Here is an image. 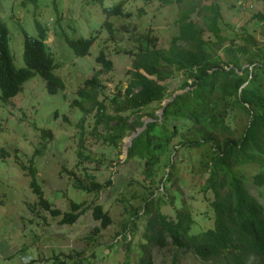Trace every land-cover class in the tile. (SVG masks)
<instances>
[{"label": "rangeland", "instance_id": "obj_1", "mask_svg": "<svg viewBox=\"0 0 264 264\" xmlns=\"http://www.w3.org/2000/svg\"><path fill=\"white\" fill-rule=\"evenodd\" d=\"M115 1L0 0V19L8 29L12 63L16 67L24 65L21 58L23 34L35 36L34 22L38 21L44 26L45 48L55 64L52 71L63 81L62 88L48 92L44 80L34 73L22 82L15 94L6 100L0 98V264H135L141 253L140 242L144 240L141 232L149 215L141 213L143 200L140 197L149 190H153V198L158 197L157 193L173 195L171 203L169 197H159L163 201L158 209L167 218L173 216V207L179 208L183 200L193 219L189 232L211 225L212 210L208 204L211 193H202L199 189L203 181V175L197 170L199 158L203 156L201 146L182 152L174 150L171 156L170 150H165L154 165L152 177L143 176L141 165L134 159L122 160L127 136L138 126L133 131L126 130L113 147L96 135L103 133L104 127L98 125L93 129V107L89 108V103L84 102L83 106L88 108L82 111L80 102L73 101H85L77 88L83 86L89 90L83 80L97 70L95 101H102L106 112H114L110 97L119 99L128 80L131 55L123 49L131 46L128 36L149 26L156 37V45L166 46L170 36L176 33L174 17L179 3L125 0L123 6L131 15L109 16L113 26L118 27L123 22L124 29L116 31L114 39H108L107 30L101 26L102 6ZM217 3L221 13L218 23L223 34L230 36L243 26L258 35V26L248 15L262 7L260 0H217ZM140 6L143 12L137 13ZM90 35H94V39L83 55H75L65 41V37ZM204 36L210 35L205 32ZM99 49L111 61L110 68L105 69L95 62ZM219 53L222 56L223 51ZM180 76V71H174L165 80L167 89L178 84ZM149 106L158 114L154 103ZM121 113L128 116L127 120L134 115L126 109ZM140 113L141 119L148 118L142 115V108ZM244 120L236 118V123ZM47 129L50 136L44 133ZM35 148L37 151L32 154ZM79 152L93 158L80 159ZM175 152L177 157H172ZM168 156L174 162V175L177 176L169 184L170 188L161 180L168 170L163 163ZM29 162L34 166L42 195L51 206L68 210L71 200L82 202V205L99 202L108 212L110 222L99 226L98 220L91 216L90 207H85L74 222L59 223L58 215H51L40 207L28 184L30 177L20 164ZM83 168L99 182L110 177V185L104 184L96 193L73 187V177L87 182ZM261 169L264 172V162L248 161L236 167L242 173L248 193L261 202L264 211V181L256 184L251 178L252 173ZM134 209L138 214L131 216ZM129 218L130 222L122 229L123 221ZM95 226H99L96 231ZM162 239L163 245L150 241L144 246L156 264H228L223 254L202 259L191 250L172 246L168 236ZM255 260L250 255L245 264H255Z\"/></svg>", "mask_w": 264, "mask_h": 264}, {"label": "trees", "instance_id": "obj_2", "mask_svg": "<svg viewBox=\"0 0 264 264\" xmlns=\"http://www.w3.org/2000/svg\"><path fill=\"white\" fill-rule=\"evenodd\" d=\"M124 1L117 0L102 6L104 18L101 26L107 30L108 39H114L115 32L124 29L123 22L118 27L113 26L109 16L131 15L130 10L124 8ZM160 1L179 3L174 17L176 33L170 36L166 46L156 45V37L149 26L128 36L131 46L123 48L131 55L128 80L119 99L110 97L115 111L106 112L102 101H95L97 70L83 80L89 85V90L83 86L77 88V93L85 101L73 100L80 102L78 105L82 111H86L88 106L93 107L92 127L95 129L102 125L104 132L96 135L113 147L117 146L126 130L133 131L142 125L131 137L122 160L134 159L141 165L143 176L152 177L154 165L165 150H170L171 156L174 150L181 149L182 152L193 147L203 148L197 170L203 175L199 189L202 193H211L208 201L212 210L211 225L189 232L193 219L183 200H180L179 208L173 207V216L167 218L158 209L160 201H163L159 197L167 196L170 202L172 194L157 193L156 198L151 193L153 190L141 194V213L149 215L141 232L144 240L140 242L141 253L135 264H156L144 246L150 241L163 245L165 236L175 248L191 250L202 259L223 254L228 264H245L251 255L256 259L255 264H264L263 206L248 193L242 173L236 170L238 164L248 161L264 162V0H260V9L248 15L249 20L258 26L257 36L243 26L230 36L223 34L218 23L221 13L217 0ZM139 12H143L141 6L138 7ZM34 24L37 34H23L21 58L24 65L16 67L8 49V29L0 19V98L3 100L19 91L22 82L34 73L44 80L48 92L63 87L60 76L52 71L55 64L45 48L44 26L38 21ZM205 32L210 36L205 37ZM93 39L94 35L65 37L75 55L85 54ZM219 50L223 51L222 56ZM94 59L105 69L111 66L102 49ZM174 71H180V81L167 89L165 80ZM185 86L163 105L160 104L173 90ZM84 102L89 105L84 107ZM150 103L161 108L159 114L153 112L154 107L148 108ZM141 108L142 115L148 118H140ZM124 109L134 113L129 120L121 113ZM236 118L245 120L239 124ZM144 119L147 120L143 124ZM78 124L81 125V121ZM44 133L50 136V130ZM78 144H81L80 140ZM36 151L37 148L32 154ZM176 152L172 157H177ZM77 156L80 159L93 158L80 152ZM163 163L168 170L163 179H159L170 188L169 184L177 177L174 175V162L168 156ZM20 167L26 169L25 173L30 177L28 184L40 207L51 215H58L59 223L74 222L85 207H90L91 216L98 220L99 226L104 227L110 222L108 212L99 202L82 205V202L71 200L68 210L51 206L42 195L31 162L27 165L21 163ZM83 169L87 182L73 177V187L96 193L104 184L110 185V177L99 182L91 172ZM251 178L254 183L261 184L264 181L263 169L252 173ZM152 205L153 208H149ZM131 212V216L138 214L136 209ZM128 222L130 218L123 221L122 229Z\"/></svg>", "mask_w": 264, "mask_h": 264}, {"label": "water", "instance_id": "obj_3", "mask_svg": "<svg viewBox=\"0 0 264 264\" xmlns=\"http://www.w3.org/2000/svg\"><path fill=\"white\" fill-rule=\"evenodd\" d=\"M184 88H186V86L183 87V88H178V89L173 90V91L171 92L170 96H168V97H164V98L161 100L160 104L163 105L166 101H168L169 99H171V97H172L173 95H175L176 93L181 92ZM160 111H161V108H158V114L160 113ZM146 120H147V119H144L142 123L144 124V122H145ZM141 127H142V125H141V126H138L137 129H136L135 131L131 132V133L127 136V143H126V145H125L124 150H126V146L130 143V139H131V137H132L133 135H135V133H136L138 130H140Z\"/></svg>", "mask_w": 264, "mask_h": 264}, {"label": "clouds", "instance_id": "obj_4", "mask_svg": "<svg viewBox=\"0 0 264 264\" xmlns=\"http://www.w3.org/2000/svg\"><path fill=\"white\" fill-rule=\"evenodd\" d=\"M142 208H143V205H142ZM142 210V209H141Z\"/></svg>", "mask_w": 264, "mask_h": 264}]
</instances>
